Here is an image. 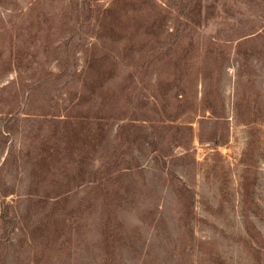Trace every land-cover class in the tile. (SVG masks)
<instances>
[{"label":"rangeland","instance_id":"374dc122","mask_svg":"<svg viewBox=\"0 0 264 264\" xmlns=\"http://www.w3.org/2000/svg\"><path fill=\"white\" fill-rule=\"evenodd\" d=\"M0 264H264V0H0Z\"/></svg>","mask_w":264,"mask_h":264}]
</instances>
